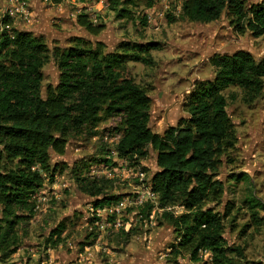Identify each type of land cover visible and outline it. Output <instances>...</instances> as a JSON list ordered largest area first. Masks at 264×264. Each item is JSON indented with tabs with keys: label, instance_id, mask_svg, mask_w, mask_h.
Here are the masks:
<instances>
[{
	"label": "trees",
	"instance_id": "trees-1",
	"mask_svg": "<svg viewBox=\"0 0 264 264\" xmlns=\"http://www.w3.org/2000/svg\"><path fill=\"white\" fill-rule=\"evenodd\" d=\"M109 1L120 16L131 15L120 0ZM154 1L147 3L151 6ZM224 11L235 19L238 31L264 36V0L249 5L244 0H185L181 15L191 21L212 22ZM79 23L94 34L102 28L85 14L79 16ZM2 25L0 213L5 226H0V245L3 248H16L19 221L35 214L33 193L47 179L54 182L63 171L51 164V152L64 154L70 135H97L101 122L119 117L121 137L115 146L118 156L128 159L130 165H138L148 156L149 145L152 146L157 152L159 169L152 176L151 185L159 193L160 206L184 208L178 215L163 214L179 238L172 254L177 257L186 251L193 260H198L201 251L209 250L210 264H236V257H245L240 246L228 245L224 215L207 204L223 197L224 183L217 178L220 158L237 142L224 91L231 86L240 87L246 92L247 102L260 96L264 89V57L257 60L244 49L212 55L214 78L196 83L186 97L184 105L189 116L157 133L149 124L152 98L147 89L136 83L128 64L130 61L151 64L152 51L159 49L160 43L123 41L116 50L105 51L101 41L93 44L77 37L73 45L51 51L41 37L13 27L12 19L4 18ZM50 52L60 74L58 83L49 84L44 94L43 67ZM235 177L239 180V176ZM77 180L89 195L99 197L94 201L96 207L117 203L114 200L119 196L103 193L97 183L100 180L92 181L86 176ZM247 203L254 224H264V201L252 197ZM153 206L146 204L141 213L149 216ZM19 210L29 214L18 213ZM63 230L58 225L47 240L56 245Z\"/></svg>",
	"mask_w": 264,
	"mask_h": 264
},
{
	"label": "rangeland",
	"instance_id": "rangeland-1",
	"mask_svg": "<svg viewBox=\"0 0 264 264\" xmlns=\"http://www.w3.org/2000/svg\"><path fill=\"white\" fill-rule=\"evenodd\" d=\"M244 1L249 5L260 0ZM28 2V15L15 21L13 27L41 37L51 51L73 45L77 37L93 44L101 41L105 51L116 50L123 41L160 43V48L152 51L151 64H128L136 83L152 98L149 124L157 133L189 116L184 105L186 97L196 83L214 78L212 55L244 49L257 60L264 57V36L238 31L228 11L212 22L191 21L173 4L163 9L161 16L152 13L149 21L155 1L149 6L147 0H120L130 9L129 17L120 16L109 0ZM82 14L102 27L99 33H91L79 23ZM43 73L45 94L49 84L59 81L60 71L52 52ZM224 94L237 142L220 158L217 178L224 183L223 197L207 205L224 215L228 245L240 246L244 251L245 257L232 254L236 264H264V224H254L247 203L252 197L264 201V89L252 102H247L246 92L237 86L227 88ZM120 127V118L112 117L98 125L97 135H70L64 154L51 152V164L63 171L54 182L47 179L42 191L32 196L35 214L19 221L16 248L0 245V264H210L211 259L200 256L193 260L186 251L175 257L172 251L179 241L177 231L158 212L153 218L139 217L142 207L128 203L121 212V224H117L116 214L108 215L104 224L99 222L101 217L94 204L99 197L89 195L77 177L100 180L97 183L103 193L119 196L114 202L130 201L139 194L136 185L140 181L133 177L123 180L129 166L112 152L121 135ZM148 149V156L138 164L146 172L145 192L159 169L157 152L150 145ZM18 213L29 214L24 210ZM126 222H132L129 230L122 225ZM58 225L64 230L55 245L47 239ZM0 226H5L1 213Z\"/></svg>",
	"mask_w": 264,
	"mask_h": 264
},
{
	"label": "built area",
	"instance_id": "built-area-1",
	"mask_svg": "<svg viewBox=\"0 0 264 264\" xmlns=\"http://www.w3.org/2000/svg\"><path fill=\"white\" fill-rule=\"evenodd\" d=\"M184 1L185 0H156L155 4L150 9V13L148 14L149 21H151L152 13L153 14L156 13L155 14L156 16H161L162 10L165 9L164 11H166V9L172 7L173 4L180 10L179 11L180 13L182 11V6ZM29 6L30 4L28 0H0V22L2 23L3 19L7 17L9 19H12L13 23L15 21H19L20 19H23L22 17L26 18V16L29 13ZM120 137L121 135L119 136L117 143ZM112 152L118 156L116 149H113ZM121 161H123L124 163H126V165L129 166L128 171L125 172L126 175L124 174L123 180L127 179L128 177H133V179H138L140 182L136 185V187L139 188L137 191L139 194L134 196L130 201L123 200L117 203H113L111 205H106L104 207L99 206L95 208L97 216L101 217L99 221L101 224L105 223V219L107 218L108 215L113 216L114 214L118 216L117 224H121L119 218L121 216L123 207H127L128 203H130V205H136L142 208L145 207L146 204L148 203L153 204L154 205L153 209L151 211V214L149 215L151 218L154 217V214L156 212L160 213L161 215H163L165 212H170L174 215H178L184 211L183 206H179V205H167L165 207H161L159 204V199H160L159 193L152 189V185L147 187L146 192L143 190V183L146 177V172L138 165H130L128 159L126 158H121ZM106 169L108 170V168ZM106 169H104V171H107ZM111 170H109V172H111ZM40 191H42L41 188L36 190L32 196L36 197ZM139 217H144V215L141 213ZM122 225L126 230H129L132 227V222L122 223ZM202 256H205L206 259L212 260V253L209 250L201 251V257Z\"/></svg>",
	"mask_w": 264,
	"mask_h": 264
}]
</instances>
